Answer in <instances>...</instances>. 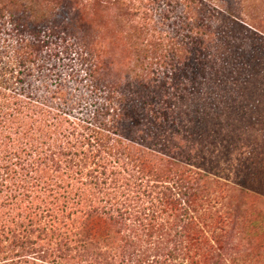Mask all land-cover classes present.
<instances>
[{
	"label": "rangeland",
	"instance_id": "1",
	"mask_svg": "<svg viewBox=\"0 0 264 264\" xmlns=\"http://www.w3.org/2000/svg\"><path fill=\"white\" fill-rule=\"evenodd\" d=\"M4 1L0 0V3ZM44 1L48 3L49 0ZM59 1L63 2L58 0L57 3ZM232 5L235 20L212 19L215 34L206 42V48L194 51L193 59L181 52L182 72L186 76L181 72L175 78V84L182 81L189 91L180 96L170 95L172 92L164 94L162 87L152 86L139 76L143 66H156L151 63H156L160 54L166 53L169 58L177 48L184 47L179 41L175 44L171 40L177 32L179 40L186 35V30L179 31L180 7H170L166 0H68L60 8L51 3L50 7L56 9L48 11V14H55L52 18L54 24L67 23L70 30L79 20L86 23L100 58L110 61L115 74L131 84L130 91L134 90V99L128 104L131 116L129 114L128 121L119 122V129H124L128 137L145 140L147 145L158 149H164V145H160L163 140H170L173 148L178 147L179 140L178 150L191 157L188 162L211 172L224 169L221 175L225 180L209 184L207 189V192L223 198L224 203L221 202L217 209L205 206L198 213V219L194 220L200 224L188 229L195 235H202L205 223L209 225L206 227L208 240L200 239L197 246L200 264H264V0H233ZM45 7L46 4H43ZM171 9L173 13L169 12ZM40 13L42 10L28 18L18 13L12 17V23L3 19L0 52L11 42V26L21 28L25 24L23 29H27L28 35H42L45 24ZM242 16L248 23L243 22ZM145 28H149L150 32ZM46 51L47 48H44L40 52L39 62H35L32 71L21 69L14 76L8 74L10 80L7 82L4 80L7 78L3 77L0 86L5 90H25L27 95L42 99L45 95L49 104L56 103L61 111L70 113L62 117L71 122L78 119L87 122L107 120L109 117L101 113L100 102L87 90L88 83L76 59ZM8 56L4 55L5 60ZM0 61L5 65L1 56ZM57 86H60L61 94L53 100L49 92ZM5 93L12 98L9 92ZM165 98L170 112L165 120L163 117L157 119L152 112L153 106L149 105L157 102V108ZM6 105L15 107V99H10ZM62 117H59L61 121ZM81 125L87 124L83 122ZM81 125L73 129L76 132L73 140L79 133L86 132ZM176 132H181V139L176 140ZM8 143L6 138L0 137V151H10ZM178 150H173L170 155L181 153ZM4 155L6 153L1 157ZM20 162L16 159L0 161V264H57V261H60L59 264H106L109 260L105 262L104 259L108 254L111 257L116 255L112 264H120L123 258L118 255L119 249L115 246L103 256L105 248L101 245H92L94 249H89L86 254L68 244L63 248L70 251L67 261L53 262V257L41 258L39 253H35L49 249L58 254L55 244L49 245L48 241L42 240L41 234L36 231L38 224L29 225L32 197L24 190L27 178L26 172L21 171ZM167 167L170 166L164 163V170L170 179L148 181L147 177L137 176L142 181L135 183L130 196L126 193L131 199L126 202L128 214H124L127 213L126 208H122L121 204L116 205L120 210L113 208L110 211V203L102 198H89L93 203L91 208L96 206L100 209L98 215H112L113 219L107 218L104 223L112 231L120 233L119 245L124 246L121 238L133 233L130 228L138 225L136 217L145 219L152 214L155 218L148 219L151 232L144 240H157L156 252L163 247H172L170 237L180 235L183 215L173 210L172 203L178 201V197H174L173 171L165 169ZM123 174L128 176V173ZM127 180L128 177L123 178L122 182L128 183ZM121 184L123 189L125 185ZM222 185L227 186L220 189ZM118 197L121 202L125 201L124 196ZM169 201L172 205L168 204ZM111 203L114 204V201ZM219 212L230 214L229 224L220 226L222 229L215 225ZM119 218L123 226L115 224L114 220ZM175 224L178 227L170 232L168 226ZM144 240L141 244L148 246ZM136 250L135 246L129 251ZM82 255L85 258L80 257ZM136 256L133 253L131 257L134 259Z\"/></svg>",
	"mask_w": 264,
	"mask_h": 264
},
{
	"label": "trees",
	"instance_id": "2",
	"mask_svg": "<svg viewBox=\"0 0 264 264\" xmlns=\"http://www.w3.org/2000/svg\"><path fill=\"white\" fill-rule=\"evenodd\" d=\"M57 1L49 0L45 3L44 0H5L2 4L0 3V20L7 19L9 20L7 22L12 23V17L18 13L27 15L28 18L42 10L43 14L38 15L45 24L42 35L39 33L28 35L27 29H23L25 24L21 28L20 26L19 28L10 27L13 33L9 36L11 42L0 52L5 64L2 65L0 61V82H3V77L7 78L8 74L14 76L21 69L32 71L35 62H39L38 57L44 48H47L46 52L49 50L57 54H66L76 59L77 65L85 75L84 80L88 83L87 90L100 102L101 113L109 118L99 122L79 119L71 122L62 117L64 114L69 116L70 113L61 111L56 103L49 104L45 95L42 99V97L27 95L25 90H5L0 86V100L2 99L0 101V137L6 138L9 142L8 146L11 147L8 152L0 151V161L6 159L21 161L19 163L22 165L21 171L26 172L27 178L24 190L32 197L29 207L31 210L29 225L32 227L38 224L36 231L41 234L42 240L48 241L49 245L55 244L58 252L56 255L53 251L45 249L35 253H39L41 258L53 257V262L67 261L70 251L63 248L68 244L75 246L74 250L86 254L89 249L101 245L105 248L102 252L103 256L114 246L118 248V255L123 258L120 264H200L197 259V246L200 239L208 240L206 227L209 225L205 223L202 235H195L189 230L194 229L196 224H200L194 220L198 219V213L205 206L217 209L221 202L224 203V199L219 195L207 192L209 184H217V181L225 180L221 175L224 169L211 172L196 163L188 162L191 157L181 152L182 150H178L181 132H176L175 136L178 147L173 148L170 140H163L160 145H164V149H158L159 147L147 145L145 140L128 137L124 129H119L120 121L130 119L131 113L128 112L132 110L129 109L128 104L131 99H134V90L131 92L129 88L131 84L115 74L110 61L100 58L93 47L92 34L86 23L79 20L72 30L68 28L67 23H53L52 18L55 14L53 12L48 14V11L60 8V5L68 0L58 3ZM166 1L170 7L174 5L181 9V16H178V24H181L179 31L186 30V35L179 40L180 34L177 32L173 34L171 40L175 41V44L179 41L184 47L177 48L169 58L166 53L160 54L156 63H151L156 66L154 68L151 65L149 68L143 66L139 76L141 80L152 86L162 87L164 94L172 92L170 95L174 93L173 95L180 96L189 91L186 85H182V81H180L181 85L175 84V78L179 77L183 71L181 52L184 51L189 59H193L192 55L196 54L194 51L200 52L201 48H206V42H209L215 34L212 19L233 21L236 15L232 5L233 0ZM51 3H55L57 7L51 8ZM43 4H46L45 8ZM169 12L173 13V10ZM201 15H204L203 18ZM242 18L246 20V17L242 16ZM4 20L1 21V26L5 23ZM245 20L243 22L248 23ZM144 30L150 32L149 28ZM4 55H9L6 58L7 61ZM186 60L185 58L184 61ZM31 63L33 65H30ZM182 74L186 76L185 72ZM4 80L8 82L10 79ZM59 87L49 92L53 100L61 94ZM5 91L9 92L12 98L6 96ZM10 99H15V107L6 105ZM157 104L154 102L149 105L153 106V115L157 119L163 117L165 120V116L170 112L166 105V98L162 99L160 105L155 108ZM59 117L63 120L61 121ZM83 122L87 125H81ZM80 125L86 132L79 133L73 140L76 136L73 129H77ZM68 129L73 131L70 132ZM184 134H182L183 138ZM173 150L181 153L171 156ZM3 153L6 155L1 157ZM164 163L170 166L165 169L173 171L171 180L175 185L174 197H178V201L172 203L175 207L173 210L178 215H183V220H180L183 225L180 235L171 238L169 233L170 243L173 246L163 247V250L156 252L157 240L152 239V242L144 240L145 236H149L151 232L152 227L148 219L155 218L152 214V217L145 219L136 217L138 225L130 228L133 233L121 238L124 246L119 245L120 233L112 231L113 229L104 223L107 218L113 219L112 215L111 217L98 215L100 209L96 206L91 208L93 203L89 198L91 196H95V200L102 198L107 204L110 203V211L114 210L113 208L120 210L117 204L126 208V202L131 201L126 193L130 196L131 188L136 182L142 181L137 176L147 177L148 181L170 179V175L164 170ZM123 172L128 173V176H125ZM121 174L123 176L120 181ZM127 177L128 183L122 182V179ZM121 183L125 185L123 189H121ZM224 186L227 185L219 188L223 189ZM118 196H124L125 201L121 202ZM112 201L114 204L111 203ZM164 204L167 205L166 201ZM168 204L172 205L170 201ZM124 210L127 212L124 214H128V209ZM103 212L105 213L104 210ZM114 221L117 226L124 225L120 218ZM229 222L230 214L219 212L215 225L222 229L220 226H227ZM176 227H178L176 224L168 226L170 232ZM143 240L148 246L141 244ZM135 246L137 250L130 252L129 250ZM60 251L65 253L61 254ZM133 253L137 255L134 259L131 257ZM115 256L111 257L108 254L104 261L109 260L106 264H112L111 261ZM80 257L85 258L83 255ZM59 263L60 261H57V264Z\"/></svg>",
	"mask_w": 264,
	"mask_h": 264
}]
</instances>
